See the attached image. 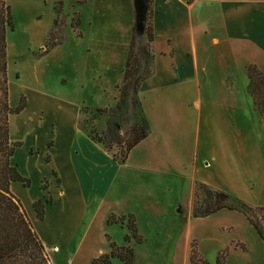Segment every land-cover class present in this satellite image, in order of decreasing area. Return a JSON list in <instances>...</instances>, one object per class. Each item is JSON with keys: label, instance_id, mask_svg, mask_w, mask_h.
Wrapping results in <instances>:
<instances>
[{"label": "crops", "instance_id": "obj_1", "mask_svg": "<svg viewBox=\"0 0 264 264\" xmlns=\"http://www.w3.org/2000/svg\"><path fill=\"white\" fill-rule=\"evenodd\" d=\"M149 5L154 32L153 70L141 84L137 97L150 133L129 151L123 164H118L76 124L87 144L102 153L109 164L100 166L90 160L85 172L77 170L78 182L71 188L66 206L58 211L57 223L50 227L56 257L61 253L60 244L66 247L76 238L77 230L85 226L91 206L115 186L125 188L131 184L137 195L155 199L158 190H175L179 181L187 182L191 207L180 219L187 229L192 218L204 221L210 217L192 215V200L199 183L249 205L264 206V116L253 105L247 78L251 64L264 72V0H151ZM98 13L107 24L101 25V31L95 33L96 41L87 45L79 58L85 69L94 67L99 81L91 97L101 103L89 105L94 108L112 107L116 102V85L122 79L135 24L133 0H103ZM212 62L221 68V77L218 82H205L204 74ZM237 71L245 78L240 87L233 81ZM56 146L53 141L51 155ZM122 165L130 177L117 179L116 166ZM21 167L19 170L25 173ZM203 172L208 177H201ZM56 174L57 191L66 194L60 187L61 176ZM16 187L17 184L12 187L13 193H17ZM54 200L55 197L44 218ZM122 213L132 214L136 222L131 211L115 214ZM139 234L143 236L141 231ZM191 237H186L185 263Z\"/></svg>", "mask_w": 264, "mask_h": 264}, {"label": "rangeland", "instance_id": "obj_2", "mask_svg": "<svg viewBox=\"0 0 264 264\" xmlns=\"http://www.w3.org/2000/svg\"><path fill=\"white\" fill-rule=\"evenodd\" d=\"M4 1L10 6L13 19V29H8L6 34L7 81L11 94L10 98L8 96L9 105L15 107L20 99L26 103L20 113L9 117L11 140L21 143L11 163L16 165L22 176L30 178V187L22 188V183L14 182L11 189L18 185L15 194L28 207H25L27 213L41 229L51 263L95 264L93 259L102 252H108L109 242L112 241L119 246L132 247L134 260L136 250L133 264H189V256L186 263L184 261L189 234L192 237L188 240L187 252H190V245L194 242L201 256L211 264L219 253L224 254V264H264V243L239 212L222 209L210 215L208 220L192 218L190 229L181 224L180 219L191 207V199L187 182L180 181L175 184L180 188L158 190L155 199L137 195L131 184L125 188L115 186L91 206L85 226L77 230L76 238L66 247L62 248L60 244L61 253L55 256L51 248L54 233L50 227L57 223L58 211L66 206L69 192L78 182L77 170L80 174L85 172L90 160L100 166L109 164L102 153H96L87 144L85 135L76 127L78 122L85 120L81 121L85 126L81 130L90 138V128L101 129L104 126V119L91 115L95 108L89 106L101 103L91 97L96 82H99L95 78L94 67L85 69L79 61L84 48L96 41L95 33L101 31V25L106 23V19L98 13L103 0ZM150 2L148 0L144 27L150 20ZM57 16L58 27L63 30L52 32ZM73 22H78V25L73 26ZM60 36L63 40L50 46ZM185 59L183 55V63ZM220 69L214 62L210 63L203 77L205 82H218ZM233 81L240 87L245 78L237 71ZM60 82L66 84L60 85ZM128 130L129 124H125L120 131L122 144ZM51 139L57 143L52 155L51 147L48 148ZM113 150L117 148L113 147ZM27 152L31 155L27 156ZM49 154L51 161L45 163L44 159ZM18 166H22L25 173ZM52 169L61 176L60 187L66 194L58 193L57 174L53 175ZM129 174L123 165L116 166L117 179L130 177ZM201 175L208 177L205 172ZM45 182L48 183L47 189H43ZM199 184L193 196L194 204L202 202L205 197ZM41 195L50 196L52 200L55 197L53 206L46 211V218L42 221L37 219L31 208L32 201ZM121 211L135 214L137 227L143 235L141 243H136L133 238L128 243L123 241L128 232L125 223L129 213L115 214ZM107 216L111 225L106 223ZM111 264L121 262L114 257Z\"/></svg>", "mask_w": 264, "mask_h": 264}, {"label": "trees", "instance_id": "obj_3", "mask_svg": "<svg viewBox=\"0 0 264 264\" xmlns=\"http://www.w3.org/2000/svg\"><path fill=\"white\" fill-rule=\"evenodd\" d=\"M58 24L57 16L52 32L63 30ZM72 25L77 26L78 22H73ZM8 29H13L10 6L4 0H0V264H51L32 219L21 199L11 190V184L14 182L30 187V179L22 176L16 165L11 163L14 151L21 143L10 139L9 117L20 113L26 103L20 99L15 107L9 105L6 51ZM153 39L154 32L150 20L142 31H138L135 25L133 26L122 79L116 85L118 92L116 102L112 107H96L91 114L102 117L104 126L101 129L90 128L88 131L90 138L110 153L118 164H123L129 151L150 133L149 122L137 95L141 84L153 70L151 48ZM62 40L63 36H60L50 46ZM46 51L47 49L42 53ZM247 78L248 92L252 97L253 105L257 112L264 116V72L251 64L247 67ZM81 121L78 122L79 127L85 128ZM125 124H129V130L122 144L120 131ZM51 145L52 141L48 146ZM113 147L117 150L114 151ZM48 162L49 156H46L45 163ZM51 173L56 175L54 170ZM56 181L59 183L58 177ZM47 184L45 182L43 189L48 188ZM198 187L203 190L205 197L202 202L195 203L192 212L194 217H206L221 209L238 211L264 243V206L249 205L226 193L213 190L205 183H200ZM51 202L50 196H42L33 201L32 208L37 219H44L46 205H50ZM126 218L125 227L128 232L124 235L123 241L128 243L130 238H133L136 243H141L142 236L137 230L134 216L129 214ZM107 224H110L109 218ZM114 257L118 258L121 264H133L134 251L129 245L119 246L110 241L108 252L93 259V262L111 264ZM189 264H211L201 256L194 242L190 245ZM213 264H224V254L219 253Z\"/></svg>", "mask_w": 264, "mask_h": 264}, {"label": "water", "instance_id": "obj_4", "mask_svg": "<svg viewBox=\"0 0 264 264\" xmlns=\"http://www.w3.org/2000/svg\"><path fill=\"white\" fill-rule=\"evenodd\" d=\"M135 10V28L138 31L144 29L148 0H133Z\"/></svg>", "mask_w": 264, "mask_h": 264}, {"label": "bare ground", "instance_id": "obj_5", "mask_svg": "<svg viewBox=\"0 0 264 264\" xmlns=\"http://www.w3.org/2000/svg\"><path fill=\"white\" fill-rule=\"evenodd\" d=\"M10 96H11V94H10V92H9V98H10Z\"/></svg>", "mask_w": 264, "mask_h": 264}]
</instances>
